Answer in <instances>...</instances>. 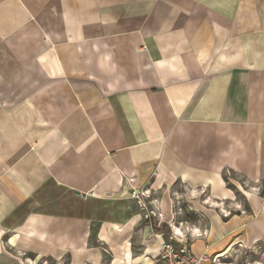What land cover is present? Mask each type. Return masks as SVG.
I'll return each instance as SVG.
<instances>
[{"label":"crops","instance_id":"1","mask_svg":"<svg viewBox=\"0 0 264 264\" xmlns=\"http://www.w3.org/2000/svg\"><path fill=\"white\" fill-rule=\"evenodd\" d=\"M231 173L264 182V0H0V264H161L163 226L264 264Z\"/></svg>","mask_w":264,"mask_h":264},{"label":"built area","instance_id":"2","mask_svg":"<svg viewBox=\"0 0 264 264\" xmlns=\"http://www.w3.org/2000/svg\"><path fill=\"white\" fill-rule=\"evenodd\" d=\"M83 199H87V196ZM134 199L137 200L139 210L143 212L146 220L151 221L152 219L162 218V214L158 212L155 201L152 199V193L149 190H135ZM218 257L210 259L213 264L216 263ZM157 259L162 264H202L203 261L209 258L206 255L195 256L187 249L186 245L177 247L172 242H163L159 247Z\"/></svg>","mask_w":264,"mask_h":264},{"label":"rangeland","instance_id":"3","mask_svg":"<svg viewBox=\"0 0 264 264\" xmlns=\"http://www.w3.org/2000/svg\"><path fill=\"white\" fill-rule=\"evenodd\" d=\"M225 177H226V182H227L228 188L232 189L235 192V195H236L235 198L237 199V201L239 203L246 204L247 198H251L253 196L252 193L257 194V195L261 196L262 199H264V182L258 184L257 186H255V185L253 186L247 180H245L241 176L234 174V173H231L229 175L226 174ZM228 214L231 215V212H229ZM160 231H162V233L164 234V237L166 239V241H164V242H172V243L176 244V239H175L176 237L173 235V233H171V229L168 226L161 227ZM184 232L185 231L182 230V232L180 234H182L184 237H186V240H187V235H184ZM169 235L171 236L170 238H169ZM201 235H203V234H201ZM171 238H173V239H171ZM189 243L184 244V245H186L187 249H188ZM179 247H182V246H179ZM256 253L257 254L261 253V251H256ZM35 259L36 260H35L34 264H54V262H49L47 260L46 261L40 260L39 258H35Z\"/></svg>","mask_w":264,"mask_h":264},{"label":"bare ground","instance_id":"4","mask_svg":"<svg viewBox=\"0 0 264 264\" xmlns=\"http://www.w3.org/2000/svg\"><path fill=\"white\" fill-rule=\"evenodd\" d=\"M178 232H179V234L181 233V231H180V230H179Z\"/></svg>","mask_w":264,"mask_h":264}]
</instances>
